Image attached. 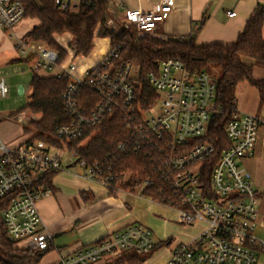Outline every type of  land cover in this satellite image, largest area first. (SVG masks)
Returning a JSON list of instances; mask_svg holds the SVG:
<instances>
[{"label": "built area", "instance_id": "2783aa9c", "mask_svg": "<svg viewBox=\"0 0 264 264\" xmlns=\"http://www.w3.org/2000/svg\"><path fill=\"white\" fill-rule=\"evenodd\" d=\"M89 1L55 0V4L60 10L74 12L82 2ZM171 1L157 0L144 11L122 7V19L132 23L139 35L155 36V26L171 10ZM24 17L21 0H0V28L14 38L21 54L31 58V71L37 74L56 69L55 76L69 77L61 95L68 119L55 128L51 137L54 143L39 139L11 145L0 137V199L11 197L1 213L7 236L15 241H29V248L37 251L53 245V236L43 226L37 202L51 193L49 176L65 168L64 149L81 167L84 177L109 190H119V185L128 180V172L120 176L115 172L110 156L106 161L90 164L76 148L69 147L87 127L101 124L114 108L121 107L131 140L119 143L115 152L143 154L150 160L156 178L171 194L165 205L177 211L179 223H206L193 240L172 248L168 264H256L255 248L264 250V239L254 234L255 189L238 159L251 153L264 121L235 109L224 125L229 143L213 160L216 146L203 140V136L211 121L223 113L224 106L218 100L211 74L190 70L179 59L155 62L156 69L147 74V82L158 94L150 108L160 101V111L150 115V108L141 109L136 102L138 67L129 61L118 62L122 44H110L95 64L75 75L79 55L67 45L70 40L63 45L67 52L61 61L57 50L15 33L14 28ZM84 89L96 96L95 102L82 101ZM8 90L4 78H0V95L5 96ZM20 117L22 113L16 114L17 119ZM80 146L81 143L77 145ZM153 183L149 178L143 181L145 186ZM153 247L151 230L142 224H131L50 264H98L101 259L127 251L147 255Z\"/></svg>", "mask_w": 264, "mask_h": 264}, {"label": "trees", "instance_id": "16d2710c", "mask_svg": "<svg viewBox=\"0 0 264 264\" xmlns=\"http://www.w3.org/2000/svg\"><path fill=\"white\" fill-rule=\"evenodd\" d=\"M25 7V17L35 19L37 24L26 32V36L37 42H43L59 52L60 60L66 56V49L57 42L56 37L62 34L70 35L68 46L75 55L88 56L94 47L95 38H109L111 45L122 44L120 61H129L138 67V77L135 85L137 105L148 110L158 99V94L147 82V74L156 69L155 62L174 58L181 60L190 70L205 71L210 74L217 68L219 74L216 81L218 100L224 109L220 117L210 123L203 140L215 144L216 153L225 148L229 141L226 138L224 125L235 112V90L241 81L254 86L264 96V79H254V65L264 67V5L257 4L245 22L242 31L230 44L209 43L195 44L193 38L162 39L151 34L139 35L132 23H126L112 14V0H90L82 2L77 11L60 10L55 0H21ZM112 19V20H110ZM111 22H110V21ZM244 57L252 60L245 63ZM69 77L62 75L42 77L33 73L30 80L28 101L23 109L30 114L39 116L36 121L26 123L23 127L27 132L28 141L46 139L52 140L55 128L67 121L62 106L61 95ZM83 99L96 101V96L84 89ZM131 140V135L124 126V114L121 107H116L107 115L101 124L87 127L81 137L69 143L76 148L78 154L87 163L103 162L107 157L114 162L117 174L129 173L126 183L119 185L122 189L137 191L140 194L159 203H169V189L156 178L152 164L143 154L116 151L121 142ZM84 141V142H83ZM81 143L80 147H77ZM207 175L210 167L206 170ZM152 179V185H143L145 179ZM118 182H120V177ZM11 197L0 199V264H39L45 251L16 246V241L7 236L1 213L10 203ZM143 257L134 251H127L123 258L109 264H140Z\"/></svg>", "mask_w": 264, "mask_h": 264}, {"label": "crops", "instance_id": "0c3cea01", "mask_svg": "<svg viewBox=\"0 0 264 264\" xmlns=\"http://www.w3.org/2000/svg\"><path fill=\"white\" fill-rule=\"evenodd\" d=\"M156 1L112 0V14L123 20L122 7L144 11L150 9ZM257 4L264 5V0H172L171 10L156 24L154 34L162 39L193 38L197 45L230 44L242 31ZM21 23L20 21L15 27L17 35H24L28 31L26 27L21 28ZM6 34L0 28V54L6 57L5 63L30 61V57L17 50L14 38ZM65 38L69 41L70 35H59L56 40L63 45ZM105 39L107 41L104 46L99 47L94 57L88 55L87 58L90 60L79 68L80 74L95 64L107 51L110 39L107 37ZM96 40L97 38L94 44ZM78 57L85 58L81 55ZM251 62L250 59L248 63ZM77 66L78 64L76 69ZM29 68L31 70V64ZM252 75L254 79H264V67L254 65ZM8 88L11 89L10 84ZM235 99L237 111L255 115L264 121V96L254 86L246 81L239 82L235 90ZM18 113H22V118H18L19 122L25 120L27 123L33 116L27 110ZM14 119H17L16 115ZM9 123L14 124L13 121ZM15 126L8 130L0 128V137L11 145L28 139V135L23 134L24 125ZM76 164L75 161H68L64 164L65 168L51 174L48 178L51 193L37 202L43 226L53 236V245L45 250L39 264L57 261L73 250L131 224L148 227L154 241L153 249L147 255H141L143 260L140 264H168L174 246L193 240L206 227L204 221H196L190 225L179 223L178 213L174 208L141 195L139 188L137 191L122 188L109 190L100 183L84 177L80 166L78 169H70ZM238 164L251 176L257 199L254 234L264 239V127H259L251 153L239 158ZM22 241L25 242L23 248H29V241ZM124 253L114 258L101 259L98 264H109L123 258ZM255 254L256 264H264V250L255 248Z\"/></svg>", "mask_w": 264, "mask_h": 264}, {"label": "rangeland", "instance_id": "374dc122", "mask_svg": "<svg viewBox=\"0 0 264 264\" xmlns=\"http://www.w3.org/2000/svg\"><path fill=\"white\" fill-rule=\"evenodd\" d=\"M21 28H28V30L32 27L31 25L33 24H37V21L35 19H31L28 17H24L21 20ZM15 31V28H14ZM8 35V34H6ZM71 39V38H70ZM63 40V39H62ZM68 39L65 38L64 41L62 42L63 45H65L67 43ZM105 41H107L105 38H97V40L95 41L94 47L90 52V56L94 57L97 54V51L99 49V47H103L105 44ZM68 44V43H67ZM88 56H85V58L83 59H79V57L77 56L76 58V64H78L76 71L74 72L75 75H80V67L84 66L86 62H88L90 60V58H87ZM6 61V57L2 56V54H0V78H4L7 85L9 86V84L11 85V89H9V91L6 93L5 96H1L0 95V128L2 130H8L11 129L12 126L14 125V127H16L15 125H26V121L22 120L21 122L20 119H14V115L17 114L18 111H25L26 109H23L25 104L28 101V94L30 92V80L32 77V71L30 70L29 66L31 64V60L29 61H22L21 63L19 62H7ZM243 61L245 63H248V61H250V58L248 57H244ZM23 65V66H22ZM56 69H53L51 71H40L38 73L39 76L42 77H48V76H55L56 74ZM210 74L214 77L217 78L219 71L217 68H213L212 71L210 72ZM10 88V87H9ZM160 111V101H158V103L153 107L150 108L148 112V114L150 115H155ZM39 118V116H32L29 122L32 121H36ZM14 124H10L9 122H12ZM23 134L24 135H35L37 134L36 132H27L24 128H23ZM28 137V136H27ZM84 142V141H83ZM62 161L63 164H65L68 161H75L74 158H72L67 150H63L62 152ZM79 166L76 164L73 167H71L70 169H78ZM25 245V242L22 240H18L16 241V246L23 248V246ZM43 260V259H42ZM41 260V262H42Z\"/></svg>", "mask_w": 264, "mask_h": 264}]
</instances>
